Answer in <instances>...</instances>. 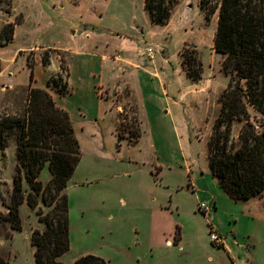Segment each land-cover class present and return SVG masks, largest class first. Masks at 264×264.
Listing matches in <instances>:
<instances>
[{
	"label": "rangeland",
	"instance_id": "rangeland-1",
	"mask_svg": "<svg viewBox=\"0 0 264 264\" xmlns=\"http://www.w3.org/2000/svg\"><path fill=\"white\" fill-rule=\"evenodd\" d=\"M121 1L125 0H111V3ZM128 1L137 6L142 2ZM56 3L53 7L52 0H0V32L10 22L9 18L13 22L22 21L14 39L0 46V60L7 67L5 74L12 71L18 83L27 82L26 59L30 58L37 62L35 84L45 88L49 70L39 64L42 54L45 52L49 63L55 61L59 66L60 56L65 54L58 56L48 48L72 45L73 36H83L84 26L79 15L90 8V0H83L80 7L72 0ZM173 13L185 19L170 25L175 30L168 45L170 50L176 48L178 36L186 33L192 40L187 46L189 50L195 49L201 71L204 64L209 73L219 68L223 72L224 56L213 46L217 13L206 20L200 0H178L171 15ZM188 20H192V26ZM120 21L126 22V19L106 9L103 23L98 25L118 29ZM158 39L160 37L148 38L144 46L155 47ZM20 50H26L25 58L18 57ZM183 66V70L187 68V64ZM227 77L229 79V75ZM82 78V72L74 66L72 72L70 70L68 95L61 97L54 88L47 87L72 116L81 150L80 160L65 187L69 205V250L61 262L72 264L74 259L90 253L104 258L108 264H264V225L258 217L242 212L240 204L224 193L218 198L213 193L218 201L216 216H213L214 211L205 215L197 209V203L210 199L199 197L198 190L187 186L186 162L192 165L191 176H200L192 158L200 166L206 161L204 145L195 134L203 137L207 128L203 125L202 132L193 133L189 123L188 142L185 136L179 142L167 131L159 150L154 151L150 150L142 131L136 143L122 140L118 149L115 128L119 127L124 135L127 129H135L134 97L128 89L116 87L99 89L98 95L102 98L96 97L95 93L86 92ZM26 91V86L8 91L2 107L9 113L19 112ZM248 111L257 129L264 128V117L250 106ZM143 125L146 132L153 128L148 121ZM241 125L239 121L232 124L235 140ZM15 164V144L11 141L4 158L0 151V197L5 200H8ZM157 164L164 166L159 173H156ZM39 179L43 183L48 181L47 165ZM23 184L28 190L27 184ZM204 189L214 192L209 184ZM39 208L45 211L41 202ZM3 211L0 198V212ZM20 217V230L12 231L7 223L0 224V256L10 264H34L30 234L34 228L43 229V225L38 222L35 210L25 202L20 205ZM212 227L222 235L224 247L210 242L208 231Z\"/></svg>",
	"mask_w": 264,
	"mask_h": 264
},
{
	"label": "trees",
	"instance_id": "trees-1",
	"mask_svg": "<svg viewBox=\"0 0 264 264\" xmlns=\"http://www.w3.org/2000/svg\"><path fill=\"white\" fill-rule=\"evenodd\" d=\"M178 0H144V10L153 25L168 23ZM204 17L209 20L217 13L213 36L214 50L224 56L222 70L229 82L219 97L220 111L206 142L209 169L219 187L233 201L259 195L264 190V128L258 130L250 121L248 106L264 115V0H200ZM9 22L0 32V46L13 39L14 25ZM60 56L59 69L47 79L60 95L70 93V69L66 51L55 48ZM195 49L183 46L180 51L186 76L192 81L201 78V63ZM45 52L41 64L47 66ZM28 84L26 97L19 112L9 113L5 107L0 114V151L13 141L16 165L8 200L1 198L6 213L0 212V224L13 230L21 229L20 205L25 202L35 210L43 229L34 228L30 234L34 264H63L59 257L69 250V205L65 187L81 157L79 141L74 133L69 113L58 106L45 88L34 86V60L26 59ZM197 64L198 68L194 69ZM184 67V66H183ZM1 71V61H0ZM135 129L124 135L115 128L117 148L122 139L137 142L141 130L137 105L133 108ZM234 121L242 122L237 139L232 135ZM47 165L49 179L43 183L39 175ZM23 182L28 186L24 187ZM26 190V191H25ZM39 202L45 211L39 208ZM0 264H9L0 256ZM72 264H108L94 254H83Z\"/></svg>",
	"mask_w": 264,
	"mask_h": 264
},
{
	"label": "crops",
	"instance_id": "crops-1",
	"mask_svg": "<svg viewBox=\"0 0 264 264\" xmlns=\"http://www.w3.org/2000/svg\"><path fill=\"white\" fill-rule=\"evenodd\" d=\"M56 1L52 0L53 7L57 5ZM82 1L72 0L78 7L81 6ZM90 2V8H85L82 14L79 15L84 26L83 31H81V34H83L82 38L73 36L70 39L72 45H57L55 48L60 50L67 49L64 51L67 52L69 69L72 72L74 66H76L82 72L83 87H86V92L95 93L96 97H100L98 95L99 89L116 87L118 89L126 88L130 91L137 105V117L141 130L140 136H142V131L143 133L145 132L146 141L151 151L159 150V143L167 131L179 142H181L183 136L188 142L190 141L189 130L191 129L188 126L189 123L192 125L193 133L202 132L201 126L203 125L207 128V132H205L203 137L198 136V133L195 134V137L202 141L205 151L206 161H204L202 166L198 163L196 164V159L192 158L194 167L198 165L195 168L196 171H199L200 176H191L193 170L189 162H186L185 168L189 177L187 186H190L194 191L198 190L199 197H207L213 202V216H216L218 201L213 193L218 198L223 195L220 193L224 192L209 169L206 138L209 136L210 126L219 113L220 104L218 103V97L228 85L229 79L227 75L220 68L217 72L209 73L203 64L201 78L198 81H192L186 76L182 66L180 51L183 46L187 45L188 42H192V40L185 33V35L178 36L177 41H175L176 48L174 51H171L168 47L169 42L173 40V33H175V30L170 25L185 18H181L178 15L175 17L173 13L167 24L153 25L144 10V0L139 6L128 0L114 3H111V0L108 2L107 0H90ZM60 6L62 7L61 4ZM106 9L111 10L120 18H125L126 22L120 21L118 29L100 27L98 24L103 23L104 10ZM9 21L13 22L11 18H9ZM21 23L22 21L15 23L13 39ZM188 23L189 26L193 24L192 20H188ZM159 37L160 39L157 40L155 47L148 45L153 49L152 55L149 56L146 53V47L148 46H144L145 40ZM25 51H18L17 54L21 53L18 57H24ZM18 57L16 55L15 59ZM36 64L35 60V78ZM39 64L42 65L41 62ZM46 68L49 70L46 77L47 82V79L58 71L59 66L55 61H51ZM6 69L7 67L1 61L0 114L6 93L17 86L25 87L28 84V76L26 83H18L12 71H8L5 74ZM35 83L36 79L34 86H36ZM45 88L47 89V83ZM53 98L56 104L64 109L63 106L58 104L54 96ZM115 113H117L116 110ZM262 116L264 117V115ZM70 119L72 120L71 115ZM144 121H148L153 126L148 132L144 131ZM156 168V173H159L164 166L157 164ZM207 184L213 188L214 192L204 189ZM10 186L12 187V182ZM224 195L226 194L224 193ZM234 202L240 204L242 212L257 216L262 225H264V190L259 195ZM2 213H6L5 207ZM63 256L64 254L59 257L60 261Z\"/></svg>",
	"mask_w": 264,
	"mask_h": 264
},
{
	"label": "built area",
	"instance_id": "built-area-1",
	"mask_svg": "<svg viewBox=\"0 0 264 264\" xmlns=\"http://www.w3.org/2000/svg\"><path fill=\"white\" fill-rule=\"evenodd\" d=\"M153 49L151 47L146 48V53L151 56ZM197 209L203 214L207 215L214 209V204L211 201H199L197 203ZM210 242H212L217 247H224V240L221 234L217 232L215 228H211L208 231Z\"/></svg>",
	"mask_w": 264,
	"mask_h": 264
}]
</instances>
